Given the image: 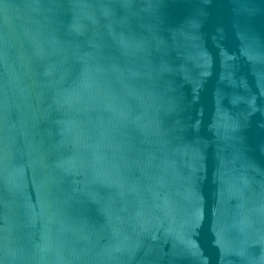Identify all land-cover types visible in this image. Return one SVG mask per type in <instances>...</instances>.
Returning a JSON list of instances; mask_svg holds the SVG:
<instances>
[{"label":"water","instance_id":"obj_1","mask_svg":"<svg viewBox=\"0 0 264 264\" xmlns=\"http://www.w3.org/2000/svg\"><path fill=\"white\" fill-rule=\"evenodd\" d=\"M0 264H264V0H0Z\"/></svg>","mask_w":264,"mask_h":264}]
</instances>
